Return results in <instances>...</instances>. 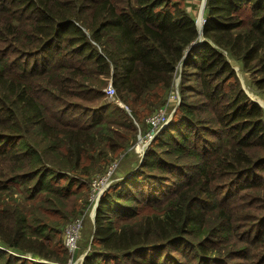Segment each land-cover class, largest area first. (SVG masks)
Instances as JSON below:
<instances>
[{"label": "trees", "instance_id": "1", "mask_svg": "<svg viewBox=\"0 0 264 264\" xmlns=\"http://www.w3.org/2000/svg\"><path fill=\"white\" fill-rule=\"evenodd\" d=\"M185 6L0 0V264L69 263L53 238L133 142L131 120L165 104L178 65L181 101L99 198L80 264H264V110L217 49L264 90V0H207L200 44ZM99 77L129 115L86 110L105 98Z\"/></svg>", "mask_w": 264, "mask_h": 264}, {"label": "rangeland", "instance_id": "2", "mask_svg": "<svg viewBox=\"0 0 264 264\" xmlns=\"http://www.w3.org/2000/svg\"><path fill=\"white\" fill-rule=\"evenodd\" d=\"M182 1L185 4H187V6H185L186 12H188L190 16H192V18L194 19V23L199 38L197 44H200L206 40L202 35V30L205 24V7L207 0H182ZM213 46L216 47L215 45ZM217 49L225 56V58L230 63L232 69L234 70L238 78L242 90L246 93V95L249 97L251 101L257 103L264 110V90L257 88L253 81V76L255 75L257 78L259 77V75H257L256 73H254L253 75L251 72H249V70H246L243 67L242 62L240 60L230 57L224 49L221 48H217ZM180 72H181V67L180 65H178L173 73V77H172L173 86L171 88V92L169 95L166 94L165 96L166 102L164 105H162L161 108L157 109L154 113L148 115L143 121L139 123L134 119L131 120V124H133L136 129L133 142L129 146H127L126 149L123 150V152L121 151L115 158L111 159V161L109 160L110 162L108 161L109 163L107 164L106 169L102 173L93 174L92 177H90L87 180L86 189L83 197L81 196L79 200L78 199L76 200V202L81 206L80 214L83 215V222H82V228L80 232V238L78 240L77 249L74 253H70V254L68 253L70 257L68 264H80L84 256L90 252L89 247L92 239L93 222H94L96 208L99 203L98 202L99 199L96 200V198L100 195V191H98V193L93 194L91 198V193H93L95 181L98 180L96 176L103 174L108 170V168L113 166L112 167V171L114 170L113 175H111V180H109V182L104 186V190L102 192L103 195L104 191L110 185L114 184L115 182L125 177H128L133 171H135L139 167V162L142 160L144 153L149 147L150 143L157 135L158 131H160L163 127H165L168 124V121L173 116L175 110L177 109L181 101ZM99 78H100L99 80L102 82L105 80V85L102 90V92H104L105 94V98L100 100V102L98 101L97 103L94 104H87V107L89 109L86 110L97 111L99 110L98 107L100 106L111 105V107H117L121 111L129 115L130 111L128 107L124 104L122 100H120L117 97L118 95L115 88H114L115 94L113 96H109L105 93V89L109 86V84H112L111 79L109 77L108 78L99 77ZM160 111H162L161 113H164V119L166 118L165 123L163 126L158 125L157 127H154V129H151V127L147 123V120L149 121L151 117L155 116ZM91 119L92 117L89 116L88 121H90ZM81 121L85 122L84 119H82ZM123 133L125 134L124 131ZM21 190L22 188L20 187L17 190L15 189V192L18 191L20 192ZM71 198H75V197L72 196ZM67 224H69V222H67L63 226L60 235L58 237L53 238L54 242L60 241L61 244H63V248H64L65 227L67 226Z\"/></svg>", "mask_w": 264, "mask_h": 264}, {"label": "built area", "instance_id": "3", "mask_svg": "<svg viewBox=\"0 0 264 264\" xmlns=\"http://www.w3.org/2000/svg\"><path fill=\"white\" fill-rule=\"evenodd\" d=\"M105 93L109 96H113L115 94L112 84H109V86L105 89ZM161 112L162 111H160L155 116L151 117L149 121L147 120V123L149 124L151 129H154V127H157L158 125H164L166 118L164 119V113ZM112 167L113 166L108 168V170L103 174L96 176L98 180L95 181V186L93 188V193H91V198L92 195L97 194L98 191H100V195L96 198V200H98L102 196L104 186L109 182V180H111V175H113L114 170L112 171ZM82 222L83 215L79 214L74 219H72L69 224H67V226L65 227L64 248L69 254L74 253L77 249L78 240L80 238V232L82 228Z\"/></svg>", "mask_w": 264, "mask_h": 264}]
</instances>
